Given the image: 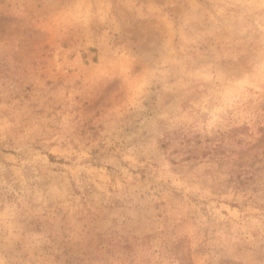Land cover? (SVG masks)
Masks as SVG:
<instances>
[{"label":"rangeland","instance_id":"1","mask_svg":"<svg viewBox=\"0 0 264 264\" xmlns=\"http://www.w3.org/2000/svg\"><path fill=\"white\" fill-rule=\"evenodd\" d=\"M0 264H264V0H0Z\"/></svg>","mask_w":264,"mask_h":264}]
</instances>
